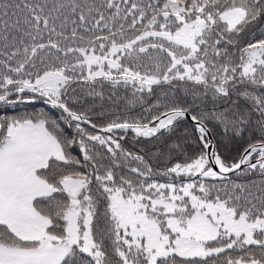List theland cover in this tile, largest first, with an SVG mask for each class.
Returning a JSON list of instances; mask_svg holds the SVG:
<instances>
[{
  "label": "snow or ice",
  "instance_id": "snow-or-ice-1",
  "mask_svg": "<svg viewBox=\"0 0 264 264\" xmlns=\"http://www.w3.org/2000/svg\"><path fill=\"white\" fill-rule=\"evenodd\" d=\"M129 85L147 116L91 119ZM37 97L0 118V264H264V0H0V105Z\"/></svg>",
  "mask_w": 264,
  "mask_h": 264
},
{
  "label": "trees",
  "instance_id": "trees-1",
  "mask_svg": "<svg viewBox=\"0 0 264 264\" xmlns=\"http://www.w3.org/2000/svg\"><path fill=\"white\" fill-rule=\"evenodd\" d=\"M120 99L116 104L106 103L105 107V114L103 116L99 115V108L100 106L97 104L95 106L96 114H90L91 119L95 121L98 125L104 124L111 119H115L117 117L121 119H139L142 116H147L148 113L144 112L142 106L136 105L135 107H130L126 104L125 97H130L132 94L133 89L131 85L127 89L120 88L119 90ZM209 107H211L209 105ZM37 113H44L51 115L53 117H59L60 112L56 109L46 108L45 106L39 104H31V103H17L14 106H7V105H0V118L3 117H11L17 115H34ZM62 128H64L66 133H70L71 135H75V129L69 128L66 124L61 122ZM85 127L88 131L93 132V130ZM189 132L192 131L191 124L188 123L186 125ZM99 134V133H97ZM211 138L214 142L219 144L220 140V130L215 129L213 131V135ZM125 149L130 150L137 154L146 155L148 158L151 159L152 166L158 170H162L165 168L169 163H174L180 159L179 156L173 155L171 159L164 158L157 159V153H168V147L161 142L157 143H147L144 139H140V142L137 143L135 139L131 136H126L124 140L121 141ZM246 141L239 140V141H232L228 147V150L225 151L223 147H220V154L224 156L227 161L230 163L232 162L233 158H237L240 153L243 151V147L245 146ZM188 149V154L191 155L197 148V144L195 142H189L185 145ZM74 152L77 151L76 149L73 150ZM230 179L235 180L236 182L240 183H248L251 180H256L257 183L260 181V176L258 173H253L250 170L246 171L245 173H241L240 175L237 174H229ZM255 248V246H251ZM244 253L237 250V253L234 255H243Z\"/></svg>",
  "mask_w": 264,
  "mask_h": 264
},
{
  "label": "water",
  "instance_id": "water-1",
  "mask_svg": "<svg viewBox=\"0 0 264 264\" xmlns=\"http://www.w3.org/2000/svg\"><path fill=\"white\" fill-rule=\"evenodd\" d=\"M27 95H31V94H27ZM21 103H28L27 102V99L25 100V102H21ZM30 103H34V104H39V105H42V106H45L46 108H50V109H53V108H51V106L49 105V104H47V103H45L42 99H40V98H36L34 101H32V102H30ZM57 110V109H56ZM58 112H59V110H57ZM190 123V122H189ZM191 124V123H190ZM82 126H86L87 128H89V129H91V130H93L90 126H88V125H82ZM93 131H96L97 133H98V130H93ZM126 136H131L132 138H133V136H134V134H131V133H129V134H127ZM210 139H212L211 137H209ZM140 139H143V138H140Z\"/></svg>",
  "mask_w": 264,
  "mask_h": 264
},
{
  "label": "rangeland",
  "instance_id": "rangeland-1",
  "mask_svg": "<svg viewBox=\"0 0 264 264\" xmlns=\"http://www.w3.org/2000/svg\"><path fill=\"white\" fill-rule=\"evenodd\" d=\"M28 103H30V102H28ZM31 104H34V103H31Z\"/></svg>",
  "mask_w": 264,
  "mask_h": 264
}]
</instances>
